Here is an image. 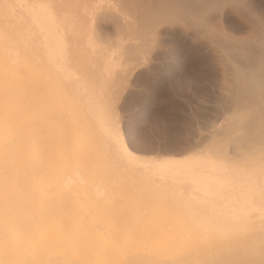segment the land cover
<instances>
[{"label":"bare ground","instance_id":"1","mask_svg":"<svg viewBox=\"0 0 264 264\" xmlns=\"http://www.w3.org/2000/svg\"><path fill=\"white\" fill-rule=\"evenodd\" d=\"M114 1L118 12L104 9L97 0H37L41 18L20 10L16 23L21 20L33 28L39 21L57 29L52 47L57 50H52L51 58L63 59L51 66L34 62L0 25V264H264V231L252 232L240 241L218 239L225 234L219 228L187 232L182 229L183 219L173 218L169 209L158 210L150 198L136 199L129 189L118 191V167L145 191L153 186L145 176L131 171L118 155L117 145L82 133L67 111L59 91L63 81L55 71L74 59L73 53H79L88 80L98 81L105 96L109 90L112 93L109 87L115 88L118 77L122 81L116 71L120 68L124 73V66L121 69L118 59L138 62L152 52L153 37L161 25L208 38L219 46L229 65L230 109L239 114L211 133L212 155H227L230 146L232 155L227 160L231 165H220L219 170L245 168L244 161L264 155L260 1ZM227 11L245 17L246 35L236 37L218 29ZM94 22L102 32L103 24H113L119 42L130 39L133 43L124 48L126 52L122 46L106 52L94 39L106 42L92 31ZM62 34L68 36L66 47ZM37 41L42 44L40 37ZM203 166L200 171L209 173L212 166ZM244 170L255 171L251 178L264 183V161L254 170ZM176 180L180 193L174 198L179 202L189 197L201 199L193 194L194 182L200 183V189H211L199 176L180 175ZM217 191L225 194V199L218 198L217 210L229 211L233 222L240 211L249 213V224L264 220V193L247 192L245 201L252 198L260 206L241 209L234 194ZM214 214L211 209L207 216ZM195 216L187 217L200 229Z\"/></svg>","mask_w":264,"mask_h":264},{"label":"rangeland","instance_id":"2","mask_svg":"<svg viewBox=\"0 0 264 264\" xmlns=\"http://www.w3.org/2000/svg\"><path fill=\"white\" fill-rule=\"evenodd\" d=\"M259 1L262 5L259 13L264 19V0ZM36 3L37 0H0V25L5 26L4 30L12 35L34 62L51 66L63 59V56L51 58L52 50H57L52 48L57 41L54 37L57 29L39 21L34 23L33 28L24 21L15 22L20 10L31 17L41 18ZM97 3L104 9L118 12V2L114 0H97ZM98 26V22H94L92 31L106 42L98 37L94 39L106 52L118 51L119 46H122V52H126L124 48L133 43L130 39L119 42L118 31L111 23L103 24L104 32ZM217 27L236 37L246 35L248 30L245 17L233 11H227ZM180 30L161 25L153 37L152 52L142 55L138 62L119 58L118 65L121 69L124 66V73H121L119 66L116 72L120 71L118 75L121 74L123 78L121 81L118 77V85L112 81L116 84L115 88L109 83V89H115L111 90V94L109 90L110 95H102L98 81L88 80L90 75L79 59V53H73L74 59L55 69L56 76L64 85L59 87V91L68 113L76 119L82 133L117 145L118 155L132 168L131 171L145 176L153 186L145 191L143 185L132 181L118 167V191L129 189L134 193V198H150L156 209H169L173 218L183 219L184 231L200 232L208 228L218 231L219 228L218 232L225 234L217 236L218 239L240 241L252 232L264 231V220L249 224L246 222L249 213L240 211L233 222L229 211L217 210L218 198L225 199V194L217 189L234 194L241 209L260 206L252 198L245 201L244 196L247 192L264 193V183H256L251 178L250 174L255 171L249 173L244 169L254 170L258 163L264 161V155H255L244 161L245 168L219 170L220 165H231L227 156L232 155V149L228 146L227 155H212L215 146L211 144L210 135L239 115L231 113L230 109L233 106L227 88L232 73L216 43ZM39 37L42 44H38ZM62 37V45L66 47L68 36L62 34ZM124 62H128L127 66ZM76 81L80 84H75ZM226 142L230 141L226 139ZM207 157H211V160L208 161ZM204 163L212 166L209 173L200 171ZM239 166L242 167L241 164ZM164 172L166 176L162 174ZM180 175L190 179L199 176L211 189H200V183L194 182L193 194L201 199L189 197L179 202L174 197L180 193L176 180ZM211 209L216 214L208 217ZM192 214H196L202 228L193 226L194 221L187 217Z\"/></svg>","mask_w":264,"mask_h":264}]
</instances>
